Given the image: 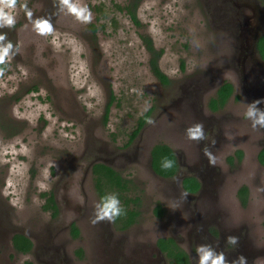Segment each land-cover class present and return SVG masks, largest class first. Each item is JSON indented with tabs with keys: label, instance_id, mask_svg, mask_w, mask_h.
Returning a JSON list of instances; mask_svg holds the SVG:
<instances>
[{
	"label": "rangeland",
	"instance_id": "rangeland-1",
	"mask_svg": "<svg viewBox=\"0 0 264 264\" xmlns=\"http://www.w3.org/2000/svg\"><path fill=\"white\" fill-rule=\"evenodd\" d=\"M128 2L80 0L92 13L84 24L59 12L53 0H18L15 26L0 28L15 52L0 65V264H171L157 247L160 238L169 237L196 264L197 245L218 244L220 251L228 235L239 243L226 249L241 247L248 264H264V166L258 161L264 129L253 130L245 115L247 104L264 92L246 94L242 72L250 64L243 43L251 45L255 34L244 17L252 12L245 7L242 14L231 12L221 0H142L138 28L120 9ZM239 3L253 8L258 1ZM214 7L218 12L210 11ZM28 11L32 20L50 18L54 32L38 35ZM234 16L239 23H225ZM142 33L164 49L160 66L170 86L153 75ZM225 81L235 94L214 112L209 101ZM111 93L115 100L106 120ZM257 107L264 111V104ZM151 109L150 122L129 145L138 119ZM199 122L207 138L197 143L185 131ZM160 143L179 158L175 178L152 168L151 150ZM205 147L215 155V166H209ZM238 150L244 157L231 165L228 158ZM97 162L131 179L129 196L141 198L138 221L126 230L116 220L91 223L100 202L92 171ZM185 175L201 180L200 193L183 189ZM244 185L246 206L238 195ZM51 192L57 216L44 209L43 194ZM158 205L163 217L155 213ZM213 230L220 241L211 237ZM17 232L31 238V253L15 250Z\"/></svg>",
	"mask_w": 264,
	"mask_h": 264
},
{
	"label": "trees",
	"instance_id": "trees-1",
	"mask_svg": "<svg viewBox=\"0 0 264 264\" xmlns=\"http://www.w3.org/2000/svg\"><path fill=\"white\" fill-rule=\"evenodd\" d=\"M216 0H205L207 4L214 3ZM223 2V0H221ZM142 0H129V2L124 6L123 9L128 16L130 17L132 23L138 27L142 28L143 24L139 18L138 12L141 6ZM212 7L211 5H209ZM218 9L214 7V9L210 8V11ZM218 18V16H217ZM217 27H220V23H216ZM92 31L94 34H97L98 28L96 25H91ZM141 39L143 44L150 55L149 66L153 73V75L158 79V81L164 86H170L172 84L171 78L162 70L160 66V61L164 55V49H159L156 47L153 38L149 35L142 33ZM259 50L264 60V36L259 42ZM183 69H185V64H183ZM235 87L229 82L225 81L223 84L217 89L215 95L211 97L209 101V108L214 111L222 110L230 98L234 95ZM115 96L111 93L110 102L106 109V120L108 119L110 107L114 103ZM152 115V109L142 115L137 122L135 129L132 131L130 135L129 145L132 144L141 134L145 126L150 122V118ZM244 157V152L242 150H238L235 156H230L228 158V162L231 165H234L235 159L237 158L239 162L242 161ZM258 159L262 165H264V148L260 151ZM165 160L172 161V167L165 169L163 164ZM151 165L153 170L163 178H175L179 175L180 172V161L175 153V151L167 144H157L151 150ZM93 176H94V185L96 188V192L101 201V198L108 194H117L121 206L124 209L123 215L116 219V223L121 230H126L135 224L138 221L140 216L139 207L141 206V198L140 197H131L129 196V192L131 191L132 180L125 178L119 171H117L114 167L109 164L97 162L93 164L92 167ZM183 188L189 193H198L202 188V185L198 178L193 175L184 176L183 177ZM238 195L241 199L243 206H246L249 198V187L242 186L239 189ZM43 196L46 197V204L44 209L47 211H51L54 216L58 215V204L54 194L45 193ZM164 208L162 205H158L156 207L155 213L158 217L164 216ZM72 233L75 237L80 236V230L76 226V224L72 225ZM12 244L15 250L22 254H29L34 249V243L27 235L17 232L12 237ZM158 247L162 253H164L169 259L171 264H191L190 256L186 250H184L180 245L177 244L176 240L173 238H160L158 240ZM77 254L80 258L84 257L83 249H79ZM26 264H33L31 261Z\"/></svg>",
	"mask_w": 264,
	"mask_h": 264
},
{
	"label": "clouds",
	"instance_id": "clouds-1",
	"mask_svg": "<svg viewBox=\"0 0 264 264\" xmlns=\"http://www.w3.org/2000/svg\"><path fill=\"white\" fill-rule=\"evenodd\" d=\"M18 0H0V28H13L16 24L15 10ZM54 6H58V11L71 15L80 23H90L92 13L87 5L80 3V0H53ZM22 8L27 9V4H22ZM28 19L32 22L33 30L40 36L51 35L54 32V27L50 18L39 17L32 20L31 11L27 12ZM13 44L7 40V34H0V65H5L14 55ZM4 75V68H0V76ZM264 104V98L253 100L247 104L246 118L251 121L253 130L264 129V111H261L257 106ZM186 137L189 140L197 143L204 141L207 137L204 131L202 122L195 123L188 127L185 131ZM215 142H213L214 145ZM204 156L208 160L209 166H215L216 157L210 147L203 149ZM163 167L165 169L172 167V161L165 160ZM187 193H182V198L186 200ZM125 214L121 206L117 194H108L101 198V201L95 206L94 217L91 220L93 225L100 222H114L118 217ZM226 243L238 245L239 238L234 235L226 237ZM212 244H199L196 247V264H248L247 258L244 255H239L235 259L229 261L223 250L217 251Z\"/></svg>",
	"mask_w": 264,
	"mask_h": 264
},
{
	"label": "flooded vegetation",
	"instance_id": "flooded-vegetation-1",
	"mask_svg": "<svg viewBox=\"0 0 264 264\" xmlns=\"http://www.w3.org/2000/svg\"><path fill=\"white\" fill-rule=\"evenodd\" d=\"M257 1H258V4L252 8V7H248L245 3H243V4L239 3V0H223V2L225 3L224 5L226 6L227 10H231V12L236 11L237 14H238L239 10H241V14H242L243 8L245 7L246 9H248L249 11L252 12V16H250V17H252L256 22V23H253L251 21H248L250 18L248 16L244 17V21H245L246 25L252 24L255 27L254 42H252L251 45H246L243 43V49H242L243 52L247 53V54H245V56H247V59L249 58V60H250V64L247 67H244V66L242 67L243 68L242 72L244 73L243 74L244 75L243 81L245 83L244 87H243L244 92H246V94H248L250 97H254V96L260 94L261 92H264V60L262 59V56H261V53L259 50V42L262 39V37L264 36V0H257ZM258 9H259V11H258ZM260 12H261L262 16L259 18L258 15ZM225 16H226V13H225ZM222 18H224L223 15H221L218 18L216 17V20L222 19ZM258 20H260V21H258ZM225 21H226L225 23H228V24L229 23L233 24L232 23L233 21L235 23H239V19L236 18L235 16L227 18V20H225ZM241 63H242V61H241ZM234 94H235V92H234ZM263 148H264V146L261 148V150ZM260 151H259V153H260ZM259 153H258V156H259ZM258 161H259V159H258ZM259 163H260V161H259ZM262 166H264V165H262ZM185 176H189V175H185ZM198 180L200 181V183L202 185L201 180L199 178H198ZM182 183H183V180H182ZM202 187H203V185H202ZM201 190H202V188L200 189V191L198 193H200ZM198 193H195V194H198ZM189 194H193V193H189ZM210 235L216 242L220 241L219 240V231L217 232V231L213 230L210 232ZM220 237H222L221 234H220ZM169 238L175 239L177 244L179 245L178 240L175 237H169ZM157 247H158V241H157ZM227 247H228V244L227 245H225V243L222 244L220 251L223 250L225 256L229 259V261H231L232 259H235L239 255L245 256V253L242 250H240L241 247H239V249L235 248L234 251H230V250L226 249ZM158 250L160 253H162L161 250L159 249V247H158ZM162 254L165 255L164 253H162ZM188 254L190 256V260H191V264H192L191 254L190 253H188ZM166 258H167V256H166Z\"/></svg>",
	"mask_w": 264,
	"mask_h": 264
},
{
	"label": "water",
	"instance_id": "water-1",
	"mask_svg": "<svg viewBox=\"0 0 264 264\" xmlns=\"http://www.w3.org/2000/svg\"><path fill=\"white\" fill-rule=\"evenodd\" d=\"M247 6L250 7V4H247ZM258 11H259V9H258ZM261 16H262V15H261V12H260L259 15H258V17L260 18ZM258 21H260V20H258ZM259 34H260V33H259ZM259 34H258V35H259ZM257 37H258V36H257ZM182 180H183V178L180 179V181H182Z\"/></svg>",
	"mask_w": 264,
	"mask_h": 264
}]
</instances>
